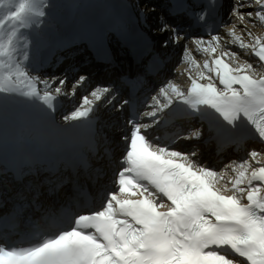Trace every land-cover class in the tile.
Returning <instances> with one entry per match:
<instances>
[{"label": "snow or ice", "instance_id": "6c2138e0", "mask_svg": "<svg viewBox=\"0 0 264 264\" xmlns=\"http://www.w3.org/2000/svg\"><path fill=\"white\" fill-rule=\"evenodd\" d=\"M253 6H258L255 11L235 15L238 8ZM173 11L186 12L187 6L183 0H174ZM231 16L240 20L248 17L254 26L253 17L264 22V0L235 2ZM205 18L204 11L197 15L200 22ZM169 27L165 24L160 31ZM242 31L254 44L251 31ZM180 35L173 30L169 39L177 43ZM228 35L234 41L232 44L245 52L242 40L231 32ZM220 38L219 33L208 39L189 37L197 45H204L202 51L206 55L209 42L215 51ZM167 44L165 41L164 47ZM228 52L240 54L231 48ZM247 52L256 56L252 49ZM256 61L261 63L260 57L256 56ZM71 71L69 67L68 72ZM67 83L66 75L58 82L53 78L51 86L59 90ZM86 83H90L88 76L81 74L72 82V89ZM48 87L43 85L45 90ZM172 87L169 81L156 88L149 97L151 104H145L151 110L142 113L150 118L144 123L138 121L133 101L122 99L115 105L121 112L133 111L127 120L128 131L118 137L125 149L120 158L122 166L113 180L115 190L107 192L101 207L75 215L70 226L35 245L0 244V264H264V135L252 128L245 139L256 141L260 147L251 148L244 160L231 161L220 171L194 159L195 149L182 152L156 143L160 137L150 138L142 129L148 130L165 118L158 113L172 115ZM117 92L110 85H97L90 95L109 104ZM80 101L87 107L74 110L73 119L88 118L93 112V101L88 96H81ZM234 132L235 126L229 124L227 129L216 130L215 139L221 146L239 144ZM189 137L198 140L202 134L192 128L180 138ZM226 169H231L235 177L220 186ZM226 192L232 194L225 195ZM17 195L23 199L22 193ZM132 196L137 198L131 199Z\"/></svg>", "mask_w": 264, "mask_h": 264}, {"label": "bare ground", "instance_id": "6f19581e", "mask_svg": "<svg viewBox=\"0 0 264 264\" xmlns=\"http://www.w3.org/2000/svg\"><path fill=\"white\" fill-rule=\"evenodd\" d=\"M72 1L73 0H46L45 3L42 6H40V4H38V1L29 0L28 8L29 10H32V11L31 13H27L25 16L24 14H22L23 15L21 18L22 24L24 26V29L26 30V33L28 34L30 33L33 35V32H35V35H33L34 37L33 39L35 40L34 46L29 47V45L24 44V49L28 54V55H25L26 56L25 59L28 62V66H26V68L31 74V75L28 74V76H30L31 78V80L28 79V82H29L28 87H29V90L31 89V94H29V98L27 99L28 101L24 103L23 101H21V99L18 100L17 98H20V96L24 97L25 93L23 94L19 89H16L12 83H9L7 81L8 78H14L12 77L13 73L9 71H7V73L5 72L6 75L4 73V76L7 78V80L6 78H3V79L0 78V103L10 108L11 120L14 123L24 122L25 127H30L34 125L39 126L37 134H35L37 127L26 128L27 130V135L25 137L26 142H29L27 145L30 147V149L33 152H39L41 156L46 160L45 167L48 168L49 170L48 173H54L55 177L57 176L61 177L62 170L66 168V165L64 164V162H62L66 144L63 143L61 138L64 137L66 139L68 138L71 139L73 137L77 138V136H75L74 132L71 130L64 131V132L61 131L60 133H58L59 135L56 134L57 121L59 123L58 124L59 128H63V124H64L62 120H58V113L62 114V111H64V109H66L67 106L63 105L61 106V108H58L56 110V119L53 118V113L51 112V110L50 111L48 110V106L51 107V104L57 101L56 95L53 94V92L55 91L57 92L63 91V93L67 92L69 96L71 95L72 91L74 90V89H70L71 88L70 86L72 85V79H76L77 75L81 73V71L83 72L84 69L77 68L74 70L75 71L80 70V72L71 71V73L68 72L67 74H65V73L60 72V68L63 69V65H64V64L63 65L61 64L60 67L57 68V70H55V72L58 74L57 82L60 78H64L67 75L68 83L62 86L59 90H56L55 88L51 86L52 83L49 82V80L52 79L51 77L46 76V75L40 76V74L42 73H55L51 69H48L47 71L45 66L41 64L42 55L43 53H46L48 55L53 56L52 64L54 65L58 64L61 58H65V60H68L66 62L67 65H69V58L73 59V62H78L79 61L78 53L81 52V48L74 47L72 44L71 49H68V48H65V46H69L70 44H63V43H60V41L59 42L57 41L60 37H62L61 33H63L64 31H69L71 34H75V35L88 32L94 26V23L92 21L96 20L99 16H101V14L97 10H92L89 12V21L85 22L84 13L82 15H79L75 6L72 5ZM108 1L109 0H85L84 5L92 7L94 9L102 10L105 3H107ZM113 1L118 7H120L125 0H113ZM235 2H240V0H229V6L233 5V3ZM133 3H134L133 1H130L129 4L127 5V2H126L125 5L123 6V10H126V8H129L130 11H133V8H134ZM146 4L147 3H144L140 7V9L141 8L143 9L145 6H147ZM82 5L83 4L77 5V9H80ZM254 7L255 6H253L252 8H242V9L238 8L237 14L235 15H238V13L241 11L245 13L248 11H253ZM70 8L73 10V13L71 14V16L68 17V19L61 18L64 15L65 16L69 15ZM135 8L138 9L139 7H135ZM148 8L149 9L147 11L149 13H153V12L155 13L156 10L153 9L154 7L152 5H150ZM128 14H130L129 11H127V14H125V17L128 18ZM152 16H155V15H152ZM227 17H229L228 26L224 27L221 30V39L218 42V45H216L215 51L211 50V43H209L210 45L209 49L206 50L207 55L211 54L212 52H216V54L217 53L222 54L223 56L226 57V59L228 60L230 66L233 68L234 71H243V72L247 71L251 73L252 75H257V78L255 80H260L261 76H264V70L262 69V66L260 65V63L257 64L255 57L250 52H247V49H250L251 44H249V48L246 46L245 47L242 46L245 48V52H242V50L237 45L232 44L234 43V41L231 40V37L228 35V33L229 32L233 33L234 36L238 40H240L238 37L242 38L243 39L242 45H244L245 42L248 43L250 42V40H249V37L246 36L245 33L242 31V29L246 28L247 30L251 31L252 36L253 34L258 33L259 38H262V36H264V27L260 26V30H258L257 23H259V19L256 17L252 18L255 21V26L253 25V23L249 22L248 17H245L243 20H240V19H237V16H231V13L227 14ZM123 22L125 24H128L129 20L124 18ZM233 22H235V24L232 25ZM99 24H101V21H97L96 25H99ZM79 25H82V26L84 25L85 27V29H83L82 32L80 31ZM40 29H41V32L39 34L36 31ZM179 31H180V28L179 29L177 28V32ZM171 33L172 32L165 33V37L169 38ZM182 35L184 38H182L181 36L178 42H180V40L184 42V45L187 46L188 48L187 54L185 53V55H180L185 50L179 49L178 47L175 46V43L173 42H168L166 46V51H167L168 56L172 54V58L170 56L166 69L167 67L168 69H171V67H173L174 65L176 66L179 65V66L175 67L176 68L175 73L168 71L167 75L173 79L175 84L178 85V88L180 89L188 84V82L190 81L189 78H191V76H194L195 78L199 79V76H201L202 71L207 72L208 79L216 80L215 73L212 72V68H213L212 64L210 63V65L206 68V66L208 65L210 56L208 57L202 51L204 45L202 44V45L196 46L195 43L191 39L186 38L183 32H182ZM229 48H231L232 51L238 52L240 54L235 55V54L229 53L228 52ZM157 51L161 53L160 49H158ZM171 51L173 53H171ZM176 52L181 57L183 56V58H180L178 62H176V54H175ZM69 53H72L70 57H68ZM92 59L93 58L89 55V51H88L86 53V61L90 63ZM237 60L239 61V63L236 62ZM79 66H82V65H79ZM103 68H104V73H106L105 64H103ZM90 78L89 79L92 81V83L89 80L90 83L85 85L83 88H81L79 85L76 87V88L79 87L77 91V96H78L77 99H75L74 96H71L69 101L68 99L65 101V102L67 101L71 102L70 109H73V107L77 103L80 102V96L84 92L87 91L90 85L95 84V83L96 84L98 83L97 85H103V83H101L103 81L98 82L99 78H98L97 73L93 74V77L91 76ZM19 79L23 80L26 78L18 77V81L21 83L22 81ZM37 79L40 80V83L44 82L43 85L47 84L49 86L47 90L50 92L45 91L44 94H41V97H38L37 95H40V93L42 92V89L43 90L45 89L43 88V85L40 86L39 84L38 85L35 84L34 81H37ZM41 79H43V81H41ZM13 83L18 84L17 81H13ZM25 90H26V87H25ZM90 92L85 94V96H88L89 100L93 101L92 103L93 112L90 113L89 117L91 115L98 116V112L100 111L102 112L101 119L106 120L105 122L101 121L100 123L96 125L97 133L94 135L93 140L103 141L104 139L109 138V141L114 142L119 136L117 132H115L116 129L114 130V127L109 128V126L114 121H117L116 120L117 116L115 115L116 107L113 108L111 104L107 106V104H104V100L103 102H100L99 104L94 105V102H96L97 100H95L93 97H91V95H89ZM41 98L43 99V102L45 104L41 101ZM33 102H34V105H33ZM35 104L37 105L36 108H34V106H36ZM114 104H116V102H113V105ZM27 106H30V109L26 111V114L20 113L21 110L28 108ZM85 107L87 106L82 105L81 109H78L77 111H82L84 110ZM68 113L66 114L67 115L70 114L69 122H72V124L66 125L68 126V128H71L72 126H75L76 124H79L81 122L82 118L73 119L72 116L74 115V113L73 112L69 114ZM158 116H161V113H158ZM163 120L164 119H162L158 124H154L151 127L150 131H154V132L161 134L162 131L158 129L157 126H159L163 122ZM182 125L185 126L186 123ZM115 127L117 126L115 125ZM1 131H5L7 136H11L12 129L10 128V126L5 125L3 121L0 120V132ZM30 132H32L33 134H28ZM15 134L19 138L22 136L20 132H15ZM102 134H104L105 136H102ZM204 134L206 135L207 133L205 132ZM17 137H15V140L19 141ZM181 139L174 147H171V148H174V149L180 148L186 152H191L189 151V149L191 148L195 149L196 156L194 157V159H196L199 163L203 165H208L209 168L216 169V167L218 166V163L216 160L220 157L221 154L224 155L226 158L231 157L233 159L231 161H236V162L244 160L247 157V153H245L244 146H241V145L238 148L240 149L239 152L235 153L234 151H232L231 153V150L230 151H227V150L233 148V146L232 147L231 146L222 147L220 145L214 144L213 141L205 143L202 141L201 138L197 140L194 137H192V139L197 141L195 144L185 145L180 142ZM9 140H11V138H9ZM169 143H167V145ZM5 144H6V141L0 142V145L2 147ZM254 147L259 148L260 145L255 144ZM228 164L229 163H227V165ZM36 167H40V165L38 164L36 165ZM226 181L227 179L225 178L221 179L220 186H222ZM35 184L36 182L33 183V185ZM229 187H231V185H229ZM226 194H232V193L226 192Z\"/></svg>", "mask_w": 264, "mask_h": 264}, {"label": "rangeland", "instance_id": "374dc122", "mask_svg": "<svg viewBox=\"0 0 264 264\" xmlns=\"http://www.w3.org/2000/svg\"><path fill=\"white\" fill-rule=\"evenodd\" d=\"M29 0H0V78H6L4 76V73L7 71L13 73L12 77L14 78H6V80L9 82V83H12L13 86L16 88V89H19L23 94H24V97L23 96H20V99L21 101H23L24 103L27 102L28 98H29V94H31V89L29 90V82H28V79L31 80L30 76V72L27 70L26 66H28V62L26 61L25 59V55H28L27 52L25 51L24 49V44L26 45H29V47H33L34 46V43H35V40L33 39V36L31 34H26V31L24 29V26L22 24V14H24V16L27 14V13H31L32 10H29L28 8V2ZM35 1H38V4H40V6H42L46 0H35ZM143 10L145 12H148V8L145 6L143 8ZM43 13V12H42ZM156 20V19H155ZM264 27V25H263ZM157 28H160L159 25H157ZM258 30H260V27L258 28ZM37 33L40 34L41 32V29L40 30H37L36 31ZM260 32V31H258ZM258 33H255L253 34V38H258ZM240 40H242V43H243V39L238 37ZM223 39V38H222ZM238 40V39H237ZM250 40V39H249ZM251 42V40H250ZM248 42V43H244V45L242 46H246L249 48V44L250 45V49L253 48V43L251 42ZM185 48H187V46L183 47H179V49H183L185 50ZM188 49V48H187ZM176 51V50H174ZM178 51V49H177ZM185 53L187 54V51H184L182 52L180 55H185ZM176 54V62H178V60L180 58H183V56L181 57L179 54H177V52L175 53ZM171 58H172V55H171ZM182 60V59H181ZM237 63H239V61L237 60L236 61ZM179 65H174L173 67H171V69H166V73H165V78L166 79H170L171 77L170 76H167V72H173L175 73V67H178ZM194 70V69H193ZM186 71V70H185ZM5 73V75H6ZM49 76L51 77L52 79L53 78H56L57 79V75L58 74H53V73H42L40 74V76ZM39 76V77H40ZM201 76H202V73H201ZM18 77H25L26 79H19L21 80L22 82L20 83L18 81ZM38 77V78H39ZM40 79V78H39ZM45 79V78H43ZM43 79H41V81H43ZM52 79L49 80L50 83H52ZM75 79H72V82L74 81ZM13 81H17V83H13ZM27 82V83H26ZM36 83V81H34ZM37 83L42 86L43 83H40V80L37 79ZM92 83V81H91ZM89 83H86L85 85H87ZM85 85L83 86H80L81 88H83ZM92 85H90V87L87 89L86 92H84L81 96H85V94L88 92V90L91 88ZM25 87H26V90H25ZM72 89V85L70 86ZM95 88L92 87L91 89ZM47 92H50L48 90H45ZM72 92H75V94L73 95L71 93V95L69 96V94L67 92L63 93V91L61 92H53V94L56 95L57 98H61V100L64 102V105L67 106V104H70L71 102H68L69 99L71 98V96H74L75 99L78 98L77 96V91H76V88L72 91ZM41 94V93H40ZM80 96V98H81ZM68 99V103L65 102L66 100ZM34 103V102H33ZM32 105V104H30ZM28 108H30V106H27ZM78 107H82L81 105V101L79 103H77L73 109H67V110H64L62 111V114H58V119L59 120H62L64 123L66 121H69V113H72L74 110H77ZM69 112V113H68ZM66 113H68L69 115H65ZM98 116H101V113L98 112ZM231 149L227 150V151H230ZM232 153V151H231ZM232 171L230 169H226V172L224 173L225 175H227V177L230 179V178H234L235 175H232L231 174Z\"/></svg>", "mask_w": 264, "mask_h": 264}]
</instances>
